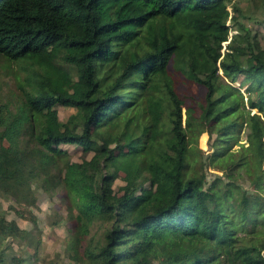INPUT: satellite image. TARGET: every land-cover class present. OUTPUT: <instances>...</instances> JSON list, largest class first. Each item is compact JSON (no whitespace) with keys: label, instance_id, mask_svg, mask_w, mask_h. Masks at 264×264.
Returning a JSON list of instances; mask_svg holds the SVG:
<instances>
[{"label":"trees","instance_id":"trees-1","mask_svg":"<svg viewBox=\"0 0 264 264\" xmlns=\"http://www.w3.org/2000/svg\"><path fill=\"white\" fill-rule=\"evenodd\" d=\"M250 1L251 11L234 0H0V57L18 66L21 92L16 105L0 101V189L24 205L33 203L32 186L50 192L61 185L80 219L71 258L81 264H264V55L253 28L264 24V4ZM218 4L236 13L231 24L227 15L211 14ZM154 16L161 24L143 44L129 26ZM170 62L203 87L197 110L182 111ZM244 81L253 95L242 93ZM56 103L75 113L61 122ZM250 125L245 145L240 133ZM206 132L215 134L210 146L220 161L234 154L233 145L258 148L255 189H244L230 165L226 177L197 175L205 164L191 143L201 137L204 147ZM142 142L146 150L131 163L115 153ZM60 143L94 154L86 163L68 158L60 164L67 154L55 151ZM119 170L124 184L115 195ZM94 222L104 225L95 243L86 238ZM171 228L182 242L159 243L166 261L153 263L154 236ZM26 234L0 213V264H24L6 255V242Z\"/></svg>","mask_w":264,"mask_h":264},{"label":"rangeland","instance_id":"rangeland-1","mask_svg":"<svg viewBox=\"0 0 264 264\" xmlns=\"http://www.w3.org/2000/svg\"><path fill=\"white\" fill-rule=\"evenodd\" d=\"M239 7L245 11L254 10L250 0H234ZM258 2V0H256ZM264 4V0H260ZM259 3V2H258ZM254 4V3H253ZM254 6V5H253ZM213 15H218L225 17L227 15V22L231 24L230 20L235 16V12L232 11L231 7L227 5L226 7L218 4L214 11L211 12ZM161 17L154 16L140 25L129 26L133 32V35L140 40L143 44L147 43L151 31L161 24ZM253 28L259 33L260 44L262 46V54L264 55V24H254ZM235 30L230 29L229 37L233 34ZM226 41L223 43L225 47ZM222 50H224L222 48ZM223 52V51H222ZM117 62V60H115ZM7 61L0 57V101H7L13 105L20 102V88L18 81L16 79V72H19V68L15 63H6ZM173 62L169 63V73L171 74L174 86L177 94L182 98L184 107L182 105V111L185 110L186 106H193L197 110V103L203 99L204 89L196 82L188 79L183 72L176 68ZM109 63L107 66H110ZM107 66H105L107 68ZM69 73L73 76L75 75V70L68 65H65ZM111 67V66H110ZM219 77L224 81L221 76L220 71L218 72ZM75 79V78H74ZM226 83V82H225ZM237 85V84H235ZM242 93L247 96L249 94H254V90L250 87L248 82H241L239 85ZM128 90H130L128 88ZM57 110L58 118L61 122H65L68 116L75 113V108L70 106H64L56 103L54 106ZM185 115L183 114V117ZM252 126H246L240 133V142L247 144ZM215 134H209L206 132V137L204 140V147L201 146V137L197 140L192 141V146L195 150H200L202 157L201 162H204V166L198 170L197 175L203 174L205 179L208 181L217 175L225 176V172L231 168L233 169L234 179L246 190L255 189L251 183L254 172L257 166V147L254 144L247 146H236L233 145L234 154L227 156L226 160L218 159L213 157L212 144ZM202 140V141H203ZM264 140V139H263ZM103 143V142H101ZM104 144V143H103ZM112 146V144L110 145ZM138 148L128 149L125 148L123 153L116 150L115 153L122 156L123 161L133 162L137 158L138 151L146 150L147 143L142 142L137 145ZM55 151L57 153L60 150H65L66 155L61 154V159L59 163L62 164L63 161L69 158L71 161L86 163L89 161L94 151L92 149H83L80 146L60 143L55 146ZM247 151V152H246ZM245 153L243 156L242 154ZM124 161V162H126ZM230 165L229 168H227ZM68 166H63L67 168ZM264 168V164H263ZM119 176L113 182V192L115 195L121 193V187L124 184L123 176L124 171H118ZM189 175H192L190 172ZM63 178V172L61 173ZM148 184V181L145 183ZM33 187V203L32 204H18L15 199L4 193L0 189V213L4 214L7 219H14L18 226L26 230L27 234L25 238L12 239L8 238L6 244L10 246L7 248L6 255L14 254L22 257L24 264H81L83 261L75 259L69 256L70 240L73 239V230L75 225L80 224V219L76 216V209L74 206L68 202L64 189L59 185L54 190L48 192L43 187L32 186ZM18 211L22 215L32 213L35 215V221L28 218L21 217V215L16 212ZM89 232L86 238L93 240V243L97 239H102L104 225L100 222L91 223L89 226ZM70 229L72 231H70ZM182 235L177 229H169L159 233V236L155 237L152 241L149 251V259L153 263L165 262L166 259L160 253V248L158 244L171 245L173 247H178L179 243L182 242ZM84 242V241H83ZM82 242V243H83ZM157 243V244H156ZM78 253H82L83 246L78 245Z\"/></svg>","mask_w":264,"mask_h":264}]
</instances>
